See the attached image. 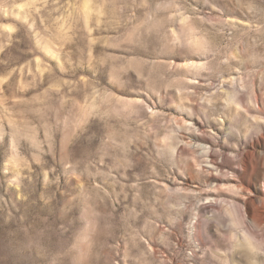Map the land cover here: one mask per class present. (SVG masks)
<instances>
[{
	"label": "rangeland",
	"instance_id": "rangeland-1",
	"mask_svg": "<svg viewBox=\"0 0 264 264\" xmlns=\"http://www.w3.org/2000/svg\"><path fill=\"white\" fill-rule=\"evenodd\" d=\"M0 264H264V0H0Z\"/></svg>",
	"mask_w": 264,
	"mask_h": 264
}]
</instances>
